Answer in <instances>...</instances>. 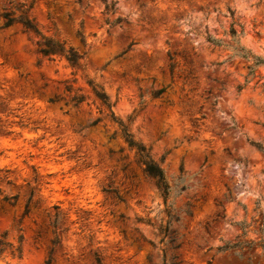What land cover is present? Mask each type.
<instances>
[{"label":"rangeland","instance_id":"374dc122","mask_svg":"<svg viewBox=\"0 0 264 264\" xmlns=\"http://www.w3.org/2000/svg\"><path fill=\"white\" fill-rule=\"evenodd\" d=\"M105 1L113 11L101 0H33L27 16L39 34L17 22L1 27L0 16V235L12 248L22 236L20 254L6 248L0 264H44L55 211L50 264H97L94 253L100 264H264V255L217 251L241 223L254 241L264 227V152L251 144L264 146V65L237 90L250 61L206 41L230 44L237 22L239 44L264 58V0ZM118 16L126 21H105ZM43 37L85 51L79 65L41 55ZM88 80L162 168L179 214L170 223L177 248L163 239L159 188ZM73 95L83 96L77 106ZM12 195L10 206L2 197Z\"/></svg>","mask_w":264,"mask_h":264},{"label":"trees","instance_id":"16d2710c","mask_svg":"<svg viewBox=\"0 0 264 264\" xmlns=\"http://www.w3.org/2000/svg\"><path fill=\"white\" fill-rule=\"evenodd\" d=\"M9 9H3V11L0 13L1 18L3 19V23L1 27H7L14 22L19 23L25 31H32L35 34H39V31L34 24L32 18H29L27 16V11L30 9L33 0L30 1L28 5H24L23 3H14L13 0H6ZM104 4V11L106 13L113 11L114 9V3L110 2L107 3L105 0H101ZM126 21L125 18H122L120 16L116 17L112 21H108L107 18L105 19L106 23L109 25H112L114 23L120 22V21ZM236 24L238 29H236L233 24ZM229 35H230V44L224 43L222 40L215 38L209 34L206 35V41L212 45L213 47H224L230 50V54L228 55V58L232 57H240L246 61H250L248 63L247 68L248 72L245 75V80L244 83L241 85H237L236 89L240 90L247 82L248 79L247 77L249 75H252L257 66L259 65H264V58L260 56H256L251 54L250 51L246 50L243 46L239 44V36L242 33V26L238 24L237 22H232L229 28ZM77 35L80 38V41L85 45L83 37L80 35L79 32H77ZM38 52L46 56L47 59L51 60L52 56L54 55H61L63 56L66 61L68 62L69 65L71 66H78L79 61L83 58L85 51L82 53H78L71 47L64 48L63 44L57 40H54L52 38H42L40 42V46L38 48ZM172 64H170V68H172ZM88 83L91 87V90L94 94V96L99 100L101 105H103L107 111H108V116L111 119L112 122H114L123 137L124 141L126 142L127 146L131 149L134 150L135 155L137 157V160L142 164L143 166V171L145 174L149 177H151L156 186L159 188L160 193L162 195L163 201L166 204V222L165 224L161 227V232L163 235V239L165 240V243H169L171 245V248H177L179 246L178 243H175V237L174 233L175 231L170 229V223L171 221H178L179 219V214L174 210L172 207L171 202L168 201L169 197V185L165 179L164 172L162 168L156 164L148 155L145 147L138 143L134 138L132 133L127 129L126 125L122 123L114 114V112L111 109V103L108 101L107 95L105 92L101 89L98 88L95 84H93L90 80H88ZM66 90H69L68 87H66ZM163 91V88L154 90L151 92L152 97H158L160 93ZM57 99V95H53L52 97H48L47 101L52 103ZM83 100L82 95H73L69 98V101L72 103L73 106H77L81 101ZM99 121V118L93 119L89 121L87 124L88 125H94ZM251 144L255 145L260 151L264 152V146H262L259 143H254L251 142ZM184 186H181V189H183ZM2 200L6 202L8 205L13 206L15 204L16 196H3ZM36 204V201L34 202V205ZM56 208V206H53ZM30 211L29 208V198L25 201V204L23 206V210L20 213V215L17 218L13 217V225L14 227H18L21 219L23 216L28 215ZM186 214H189V211L186 209L185 210ZM264 219V217H263ZM59 220V214L57 211L53 214V219L52 221L49 222V225L51 227V234L52 237L50 238V244L51 247L49 248V255L47 259L45 260L44 264H50L51 263V252L53 250V246H55L59 242V236L56 234V228ZM240 227L242 229L241 234L237 235L234 241L232 242H226L221 246L217 247V251L219 252H227L230 254H234L240 258L246 257L248 261H250L251 257L253 256H261L264 255V227L259 228V239L254 241L252 239H248L245 237V230L244 226L241 223ZM40 230H37L36 232V237L40 236ZM6 235V231H3L1 233L0 237V252L4 251L6 248H12V244L5 242L3 238ZM22 239V236L19 235L17 238L18 245L12 248L10 251L11 253L16 252L18 255L20 254V241ZM259 250V251H258ZM94 258L97 264H100V257L94 253ZM175 255L171 256V259H174ZM164 264H174L172 260L169 262H165Z\"/></svg>","mask_w":264,"mask_h":264}]
</instances>
